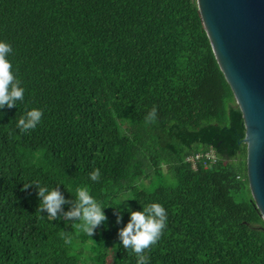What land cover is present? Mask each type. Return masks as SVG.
<instances>
[{
	"label": "trees",
	"instance_id": "16d2710c",
	"mask_svg": "<svg viewBox=\"0 0 264 264\" xmlns=\"http://www.w3.org/2000/svg\"><path fill=\"white\" fill-rule=\"evenodd\" d=\"M0 40L25 89L0 109V264H106L109 250L112 264H135L116 238L126 213L117 225L103 208L106 227L89 238L37 211L34 189L21 188L33 179L70 194L87 186L113 207L161 204L148 264H264L244 119L197 0H0ZM33 107L40 122L20 132L15 120ZM210 150V168L186 161Z\"/></svg>",
	"mask_w": 264,
	"mask_h": 264
},
{
	"label": "water",
	"instance_id": "95a60500",
	"mask_svg": "<svg viewBox=\"0 0 264 264\" xmlns=\"http://www.w3.org/2000/svg\"><path fill=\"white\" fill-rule=\"evenodd\" d=\"M246 130L247 177L264 220V0H197Z\"/></svg>",
	"mask_w": 264,
	"mask_h": 264
},
{
	"label": "clouds",
	"instance_id": "9594fccd",
	"mask_svg": "<svg viewBox=\"0 0 264 264\" xmlns=\"http://www.w3.org/2000/svg\"><path fill=\"white\" fill-rule=\"evenodd\" d=\"M11 50L7 42L0 40V109L12 108L18 101L24 99L25 89L14 75L11 62L7 58ZM155 114L156 109L153 106L145 117L146 121L153 120ZM41 116L39 108H26L15 120V127L20 132L33 129L40 122ZM99 174L98 169H93L89 173V179L96 181ZM59 185L62 184H42L39 179H33L24 183L21 188L34 189L39 213L52 219L60 217L66 223H74L75 227L89 238L98 226L106 227L103 208L110 206L113 209L114 222L117 225L120 224L121 213H126L127 220L116 229L119 245L134 254L135 264H148L145 250L158 240L166 223V212L161 204L158 202H148L142 206L139 204L138 210H131L126 203H123V207H118L127 199L124 198L113 207L99 202L91 195L87 186L76 185L71 189V194L63 187L64 192L70 194L66 198Z\"/></svg>",
	"mask_w": 264,
	"mask_h": 264
},
{
	"label": "built area",
	"instance_id": "2783aa9c",
	"mask_svg": "<svg viewBox=\"0 0 264 264\" xmlns=\"http://www.w3.org/2000/svg\"><path fill=\"white\" fill-rule=\"evenodd\" d=\"M186 161L191 164V166L196 169L198 165H202L205 169L212 167L217 161V157L213 150L197 153L195 155L189 156Z\"/></svg>",
	"mask_w": 264,
	"mask_h": 264
},
{
	"label": "rangeland",
	"instance_id": "374dc122",
	"mask_svg": "<svg viewBox=\"0 0 264 264\" xmlns=\"http://www.w3.org/2000/svg\"><path fill=\"white\" fill-rule=\"evenodd\" d=\"M122 127H124V124L121 125ZM122 135V130L118 131V137H120ZM160 181H155V185H158ZM146 185L149 184L148 181L144 182ZM166 183L171 184L173 183L171 178H168L166 180ZM130 207V205H128ZM83 256L86 260L90 261V259L92 260V258L90 257V253L88 250H84L83 252ZM113 256H114V252L112 250H109L108 252V256H107V263L106 264H112L113 263ZM95 264H99L98 262H96Z\"/></svg>",
	"mask_w": 264,
	"mask_h": 264
}]
</instances>
